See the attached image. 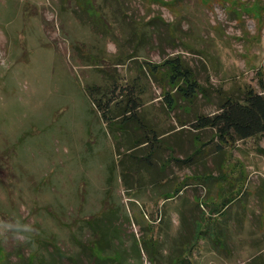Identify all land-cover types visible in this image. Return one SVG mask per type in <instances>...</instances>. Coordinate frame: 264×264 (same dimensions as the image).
<instances>
[{
	"label": "rangeland",
	"instance_id": "1",
	"mask_svg": "<svg viewBox=\"0 0 264 264\" xmlns=\"http://www.w3.org/2000/svg\"><path fill=\"white\" fill-rule=\"evenodd\" d=\"M176 56L206 92L192 105L148 73ZM135 77L136 120L107 123L88 87ZM261 80L264 0H0V233L24 240L14 228L29 223L73 252L79 222L105 211L121 232L112 254L139 240L131 264H151L144 248L156 264H264V134L219 148L213 129L192 125ZM0 245L3 264L37 246Z\"/></svg>",
	"mask_w": 264,
	"mask_h": 264
},
{
	"label": "trees",
	"instance_id": "2",
	"mask_svg": "<svg viewBox=\"0 0 264 264\" xmlns=\"http://www.w3.org/2000/svg\"><path fill=\"white\" fill-rule=\"evenodd\" d=\"M147 66L149 74L157 81L166 79L171 87H175V92L180 94L191 105L200 94L206 96L203 85L199 82L193 68L181 60L179 56L168 58L161 63H148ZM162 69L165 71L163 72ZM163 73L165 74L163 75ZM260 82L263 88L262 91H257L249 86L240 93L227 95L214 113L197 114L192 122L194 129L197 131L213 129L214 132L211 139H217L219 148L231 140L247 139L264 134V82L263 80ZM88 92L99 114L109 124L115 121V117L120 116L123 118L121 120L122 126L128 121L136 120L137 110L144 103V89L138 77H135L132 82L118 80L108 86L91 84L88 87ZM165 97L170 104L174 103V98L169 94V91H166ZM173 106L171 105V108ZM197 135L198 139H200L199 134ZM148 141H151L152 145L159 143L158 133L153 131V137L149 136L146 142L148 143ZM193 155L191 153L184 158L176 159L179 162L189 164L193 160ZM182 189L183 187H177L174 190V194L166 193V198L179 194ZM230 202L231 200H228L225 203L223 210H221L222 213ZM107 214L105 211H101L84 217L79 222L81 228H84L83 232L80 235L72 232L75 243L73 247L78 248V252L75 248H73V252H66L59 244L56 236L50 239L46 235H36L34 241L28 243L31 245L35 244L38 247L33 245L25 263L20 262V264H63L65 259L70 261V264H131L128 252H130L134 260L142 258L143 250L140 247L139 240L135 237L133 243L135 249L130 247V249L126 250L127 254L122 257L119 254L111 253L113 241L108 236L111 235L112 231L116 232L118 236H120L121 232L114 222L112 224L111 220L104 219ZM22 228L23 223L16 225L14 229L21 231L24 237L31 235L24 233ZM223 234L225 236L224 230ZM47 246H52V249L48 252ZM3 249L0 245V252ZM144 249L147 253L149 252L150 263L156 264L159 260L155 256L156 249L151 251L148 248ZM80 250L89 251L91 257L88 256V259L83 260L84 257L83 254L79 253ZM7 260V254L3 259L0 257L1 264L7 262Z\"/></svg>",
	"mask_w": 264,
	"mask_h": 264
},
{
	"label": "clouds",
	"instance_id": "3",
	"mask_svg": "<svg viewBox=\"0 0 264 264\" xmlns=\"http://www.w3.org/2000/svg\"><path fill=\"white\" fill-rule=\"evenodd\" d=\"M22 231L26 234H31V235H26L24 240H20L17 238V234L14 231H8L6 234L5 233H0V236H3L5 239L8 238L9 235H11V237L17 241H21V242H33L34 241V237L36 235L39 234V229L35 228L32 225H29V223H24L23 224V228Z\"/></svg>",
	"mask_w": 264,
	"mask_h": 264
}]
</instances>
